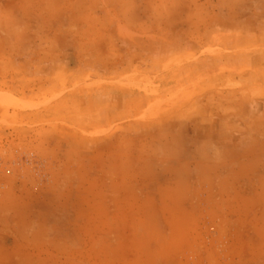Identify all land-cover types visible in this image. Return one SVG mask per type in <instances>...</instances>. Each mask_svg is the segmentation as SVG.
Segmentation results:
<instances>
[{
  "label": "rangeland",
  "instance_id": "374dc122",
  "mask_svg": "<svg viewBox=\"0 0 264 264\" xmlns=\"http://www.w3.org/2000/svg\"><path fill=\"white\" fill-rule=\"evenodd\" d=\"M11 5L21 7L20 18L4 9ZM19 20L21 26L10 29ZM8 32L22 33L20 52L31 48L39 60L61 54L76 72L56 76L48 92L36 94L7 89L0 77V233L6 236H0V264L23 258L79 264V245L125 243L111 236L110 220V154L125 129L104 101L112 86L141 93L144 83L153 104L141 115L143 99L130 101L131 133L154 132L182 118L217 154L214 164L200 168L209 181L199 212L208 208L212 219L205 227L216 233L209 259L264 264V0H0V57ZM109 69L119 76L96 72ZM21 197L38 202L22 205ZM30 214L27 221L21 217ZM142 223L146 232L170 234L146 237V252H115L120 264L207 259L175 251L179 222ZM138 225L130 222V231L141 230ZM30 228L34 243L56 252L25 258L13 251L15 235ZM137 240L130 244H141Z\"/></svg>",
  "mask_w": 264,
  "mask_h": 264
},
{
  "label": "crops",
  "instance_id": "0c3cea01",
  "mask_svg": "<svg viewBox=\"0 0 264 264\" xmlns=\"http://www.w3.org/2000/svg\"><path fill=\"white\" fill-rule=\"evenodd\" d=\"M17 7L19 6L11 5L4 9L20 18L16 13L18 11V14L20 12L21 15L22 10L21 7ZM22 23L21 20L14 21L12 23L14 27H10V29L20 27ZM21 34L17 35L13 32L6 34L7 47L4 56L0 57L4 66L0 69V77L6 79L7 89L12 88L18 93L48 92V89L54 86L53 78L56 76L74 75L71 73L76 72V70L68 67L60 59L61 54L50 60H39L38 57L30 54L32 53L31 48L20 52L23 41L20 42L22 39L18 38ZM125 43L130 46V41ZM53 60L57 61L50 65V61ZM37 66L42 68L38 69ZM80 71L85 73L87 70ZM114 71L116 70L109 69L96 72L103 76L118 77L119 75ZM121 75L130 76V71ZM139 89L142 91L141 93H137L130 87L112 86L109 90L112 96L104 101V104H107L111 110L110 118L122 117L123 119L118 122L125 129L124 135H119L114 139L110 154L112 174V216L110 220L113 229L111 236L126 238L125 243L122 242L109 247L93 244L79 245V264H104V259L105 263L109 260L110 264H120L115 260V252H126L127 254H130L131 251L146 252L148 249L144 246L146 237L160 238L170 234V230L166 232L164 230L153 231V229L152 232L150 230L146 232L142 223L144 221L148 222L149 225L151 222H162V225L163 222L168 221L179 222L182 227L177 235L181 238L180 241L177 240L180 249L175 251L207 254L205 262L196 261L191 257L183 264H214L209 259V255L216 252L213 244L216 233L214 230L205 227L212 218L207 207V213L200 214L199 212L200 205H202L201 209H204V205L207 203V197L202 189L207 186L209 181L200 173L203 171L200 168L203 165L214 164L217 154L210 148L212 143L205 138L195 137L189 125L183 122L182 118L175 119L171 124L158 126L154 132L131 133L130 123L133 121L130 120L135 119V112L130 113V101L134 97L143 99L139 105L142 109L141 115H145V110L152 103L144 95L145 92L151 91L150 85L141 84ZM116 93L120 95H115ZM146 116L138 119V122L143 121L140 126L147 125ZM159 117L161 118V116ZM240 153L241 151L235 155L239 156ZM80 156L81 151L78 152L79 169H81V162L83 161ZM200 176L203 177L201 181ZM18 199L22 201V205L38 202L37 198L26 199L21 197ZM28 215L21 217L25 219L24 221L32 219V214ZM78 218L81 219V213L78 214ZM130 222H137V225L139 223L138 226L142 229L138 231L136 226L131 232ZM33 230L34 228H30V232H24L20 236L15 235V244H10L13 251L25 254V258L31 257L34 253H55L56 249L53 245H41L32 241ZM1 235L2 233H0ZM1 237L6 239L4 235ZM132 237H138L137 241L141 244L131 245L130 238ZM62 251L65 252L64 249ZM66 251L70 250L66 248ZM104 252L110 253V257L104 258L102 255ZM35 263L28 262L23 258L19 264ZM126 264H130V261Z\"/></svg>",
  "mask_w": 264,
  "mask_h": 264
}]
</instances>
